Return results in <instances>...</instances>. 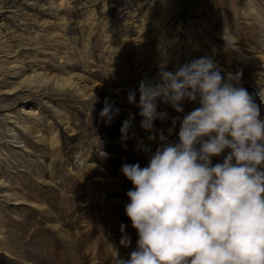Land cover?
<instances>
[{"label": "rangeland", "instance_id": "obj_1", "mask_svg": "<svg viewBox=\"0 0 264 264\" xmlns=\"http://www.w3.org/2000/svg\"><path fill=\"white\" fill-rule=\"evenodd\" d=\"M204 56L241 73L264 118V0H0V264L129 258L138 234L121 166H147L161 134L178 139L179 121L169 129L184 113L158 101L169 119L146 132L127 92L158 80L162 64ZM106 98L120 109L110 125ZM130 115L144 150L121 139Z\"/></svg>", "mask_w": 264, "mask_h": 264}, {"label": "clouds", "instance_id": "obj_2", "mask_svg": "<svg viewBox=\"0 0 264 264\" xmlns=\"http://www.w3.org/2000/svg\"><path fill=\"white\" fill-rule=\"evenodd\" d=\"M166 69L162 64L158 80L144 78L127 92L146 132L169 119L157 111L158 101L184 115L172 118L169 129L179 121L178 139L161 134L147 166H121L133 185L124 210L138 239L116 264H264V118L255 94L239 84L241 73L222 74L209 56ZM186 100L198 106L185 113ZM113 103L106 98L100 111L106 125L120 113ZM133 120L122 122L121 139H135L144 150ZM120 243L129 247L131 240L123 236Z\"/></svg>", "mask_w": 264, "mask_h": 264}]
</instances>
